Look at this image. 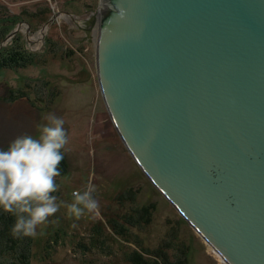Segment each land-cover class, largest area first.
<instances>
[{
  "label": "water",
  "instance_id": "95a60500",
  "mask_svg": "<svg viewBox=\"0 0 264 264\" xmlns=\"http://www.w3.org/2000/svg\"><path fill=\"white\" fill-rule=\"evenodd\" d=\"M77 23L99 26L108 111L151 182L224 262L264 264V0H102Z\"/></svg>",
  "mask_w": 264,
  "mask_h": 264
},
{
  "label": "rangeland",
  "instance_id": "374dc122",
  "mask_svg": "<svg viewBox=\"0 0 264 264\" xmlns=\"http://www.w3.org/2000/svg\"><path fill=\"white\" fill-rule=\"evenodd\" d=\"M101 3L0 0V30L15 26L2 34L18 29L4 44L19 33L38 58L23 68L0 70V150H8L17 136L36 135V124L45 122L43 117H62L69 136L64 151L67 166L60 167L56 178L60 187L53 194L58 202L71 203V193L83 191L91 177L93 197L99 202L95 213H85L79 220L70 218L62 206L49 223L38 226L32 261L131 264L134 250L147 258L165 250L176 263L226 264L151 182L118 133L98 75L99 26L91 31L92 41L82 42L87 33L77 23L82 24ZM17 91L25 95L10 98ZM152 204L150 221L126 223L129 215ZM116 220L124 225H115Z\"/></svg>",
  "mask_w": 264,
  "mask_h": 264
},
{
  "label": "clouds",
  "instance_id": "9594fccd",
  "mask_svg": "<svg viewBox=\"0 0 264 264\" xmlns=\"http://www.w3.org/2000/svg\"><path fill=\"white\" fill-rule=\"evenodd\" d=\"M42 119L36 135L17 136L8 150H0V208L16 217L11 234L17 239L35 237L38 226L49 223L62 206L76 220L99 207L91 177L83 191L71 193V203L58 202L53 193L60 187L56 178L61 175L69 136L62 117L49 114Z\"/></svg>",
  "mask_w": 264,
  "mask_h": 264
},
{
  "label": "trees",
  "instance_id": "16d2710c",
  "mask_svg": "<svg viewBox=\"0 0 264 264\" xmlns=\"http://www.w3.org/2000/svg\"><path fill=\"white\" fill-rule=\"evenodd\" d=\"M14 27L15 26L12 25L11 27L0 30V70L4 68H23L38 61L36 52H31L28 49L27 45L24 44L23 37H21L19 33L12 38V43L4 44L5 40L13 34V31L8 36L7 34L11 30L6 34H2V32L7 29H13ZM38 87L39 86H36L35 90H37ZM24 95L25 94L20 91L11 92L10 98L14 99L16 96L19 97ZM66 166L67 163L64 155V160L61 162L60 167ZM154 209V204L142 207L136 214L129 215V220L125 221L130 225H137V223L143 221V219L150 221V216ZM15 220L16 217L14 215L0 208V264H37L32 261L34 237H24L21 239L13 238L11 228L15 224ZM115 223V225L118 224L119 226L124 225L118 220H116ZM185 256H187L186 253ZM129 262L131 264H186V261L177 263L171 261L165 250L162 252H154L152 258H147L142 252L134 250L130 255Z\"/></svg>",
  "mask_w": 264,
  "mask_h": 264
},
{
  "label": "flooded vegetation",
  "instance_id": "af4514ba",
  "mask_svg": "<svg viewBox=\"0 0 264 264\" xmlns=\"http://www.w3.org/2000/svg\"><path fill=\"white\" fill-rule=\"evenodd\" d=\"M86 33H87V32H86ZM92 35H94V34L89 35V34L87 33L86 36H85V39H83V40H81V41H82V42H84L85 40L92 41V38H91ZM82 42H81V43H82Z\"/></svg>",
  "mask_w": 264,
  "mask_h": 264
},
{
  "label": "bare ground",
  "instance_id": "6f19581e",
  "mask_svg": "<svg viewBox=\"0 0 264 264\" xmlns=\"http://www.w3.org/2000/svg\"><path fill=\"white\" fill-rule=\"evenodd\" d=\"M224 261V260H223ZM227 264V263H226Z\"/></svg>",
  "mask_w": 264,
  "mask_h": 264
}]
</instances>
